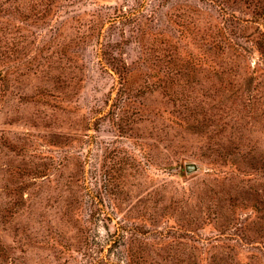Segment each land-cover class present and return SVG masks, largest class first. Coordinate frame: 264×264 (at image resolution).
I'll list each match as a JSON object with an SVG mask.
<instances>
[{
    "label": "rangeland",
    "instance_id": "374dc122",
    "mask_svg": "<svg viewBox=\"0 0 264 264\" xmlns=\"http://www.w3.org/2000/svg\"><path fill=\"white\" fill-rule=\"evenodd\" d=\"M0 264H264V0H0Z\"/></svg>",
    "mask_w": 264,
    "mask_h": 264
},
{
    "label": "water",
    "instance_id": "95a60500",
    "mask_svg": "<svg viewBox=\"0 0 264 264\" xmlns=\"http://www.w3.org/2000/svg\"><path fill=\"white\" fill-rule=\"evenodd\" d=\"M196 170H197V168H196V165L195 164L188 163V164L185 165V171L187 173H191V172H194Z\"/></svg>",
    "mask_w": 264,
    "mask_h": 264
}]
</instances>
